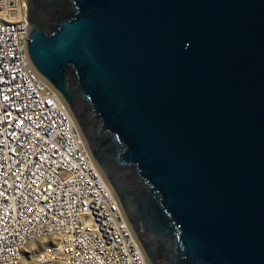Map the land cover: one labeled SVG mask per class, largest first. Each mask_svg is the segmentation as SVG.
I'll use <instances>...</instances> for the list:
<instances>
[{"label":"water","instance_id":"obj_1","mask_svg":"<svg viewBox=\"0 0 264 264\" xmlns=\"http://www.w3.org/2000/svg\"><path fill=\"white\" fill-rule=\"evenodd\" d=\"M33 1L28 60L147 264H264V0Z\"/></svg>","mask_w":264,"mask_h":264},{"label":"built area","instance_id":"obj_2","mask_svg":"<svg viewBox=\"0 0 264 264\" xmlns=\"http://www.w3.org/2000/svg\"><path fill=\"white\" fill-rule=\"evenodd\" d=\"M21 7L0 0V264H147L72 116L28 60Z\"/></svg>","mask_w":264,"mask_h":264},{"label":"rangeland","instance_id":"obj_3","mask_svg":"<svg viewBox=\"0 0 264 264\" xmlns=\"http://www.w3.org/2000/svg\"><path fill=\"white\" fill-rule=\"evenodd\" d=\"M22 8V9H21ZM20 9H19V11L16 13L17 15H19V13L22 15L23 13H25L24 12V9L25 8H23V7H21ZM30 261V258H26V257H24L23 258V260H22V262H21V264H26L27 262H29ZM53 264H58V263H53Z\"/></svg>","mask_w":264,"mask_h":264},{"label":"flooded vegetation","instance_id":"obj_4","mask_svg":"<svg viewBox=\"0 0 264 264\" xmlns=\"http://www.w3.org/2000/svg\"><path fill=\"white\" fill-rule=\"evenodd\" d=\"M24 2H25V16H26V20H27V14H26V12H27V4H26V0H24ZM30 3H31V6L33 7L34 6V1L30 0Z\"/></svg>","mask_w":264,"mask_h":264},{"label":"bare ground","instance_id":"obj_5","mask_svg":"<svg viewBox=\"0 0 264 264\" xmlns=\"http://www.w3.org/2000/svg\"><path fill=\"white\" fill-rule=\"evenodd\" d=\"M22 9V8H21ZM25 12V11H24ZM20 14V13H19ZM17 16V15H15ZM26 264H34L31 260L29 262H27Z\"/></svg>","mask_w":264,"mask_h":264}]
</instances>
